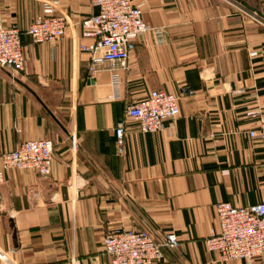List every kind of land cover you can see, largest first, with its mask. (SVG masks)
<instances>
[{"label": "crops", "instance_id": "obj_1", "mask_svg": "<svg viewBox=\"0 0 264 264\" xmlns=\"http://www.w3.org/2000/svg\"><path fill=\"white\" fill-rule=\"evenodd\" d=\"M132 2L149 31L113 76L107 64L90 75L80 50L92 40L82 34L97 12L90 0H0V25L18 26L24 54L19 74L0 66V170L25 140L54 144L47 176L2 173L0 264H106L103 240L116 229L175 234L153 264H243L220 260L205 239L215 204L264 201V146L245 115L264 114V0ZM48 13L66 16L65 34L34 43L25 31ZM182 87L191 94L163 130L141 132L124 116L151 90Z\"/></svg>", "mask_w": 264, "mask_h": 264}, {"label": "built area", "instance_id": "obj_2", "mask_svg": "<svg viewBox=\"0 0 264 264\" xmlns=\"http://www.w3.org/2000/svg\"><path fill=\"white\" fill-rule=\"evenodd\" d=\"M97 12L82 21V34L92 38L80 45L88 56V70L95 75L104 64L114 76L118 68H126L127 60L135 48L138 36L149 31L142 18L140 5L132 0H90ZM68 26L64 14H45L34 18L25 33L34 43H55L65 34ZM0 66L11 74L24 69V54L21 31L17 25H0ZM191 92L182 87L178 93L151 90L143 98L128 104L124 116L138 124L141 132H157L164 129L167 120L175 119L179 113V100ZM255 118L256 125L249 130L250 138L257 139L264 146V114L259 107L245 112ZM118 143L124 135L122 123L115 128ZM74 136L72 143L74 146ZM54 144L49 139H28L14 150L1 155V170H32L38 176H47L52 166ZM1 202V196H0ZM216 226L205 239L208 250L217 254L220 260H241L253 264L264 257V201L250 206H234L229 202L215 204ZM178 245L175 234L167 233L155 239L142 230H110L103 240L106 264H153L160 261L164 250Z\"/></svg>", "mask_w": 264, "mask_h": 264}]
</instances>
